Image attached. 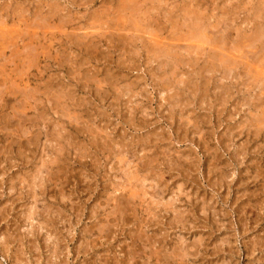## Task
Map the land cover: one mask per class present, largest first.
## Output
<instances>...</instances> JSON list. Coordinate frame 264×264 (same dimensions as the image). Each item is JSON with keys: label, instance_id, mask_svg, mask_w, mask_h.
<instances>
[{"label": "rangeland", "instance_id": "1", "mask_svg": "<svg viewBox=\"0 0 264 264\" xmlns=\"http://www.w3.org/2000/svg\"><path fill=\"white\" fill-rule=\"evenodd\" d=\"M262 7L0 0V264H264Z\"/></svg>", "mask_w": 264, "mask_h": 264}, {"label": "bare ground", "instance_id": "2", "mask_svg": "<svg viewBox=\"0 0 264 264\" xmlns=\"http://www.w3.org/2000/svg\"><path fill=\"white\" fill-rule=\"evenodd\" d=\"M127 1V0H126ZM127 4H128V2H127ZM126 4V5H127ZM133 5V4H132ZM135 5V4H134ZM131 7V6H130ZM134 7V6H133ZM124 8V7H123ZM129 8V7H128ZM262 8H264V7H262ZM125 9V8H124ZM133 9V8H132ZM126 10V9H125ZM128 11H131V12H134V11H136V9L134 10V11H132V10H129V9H127ZM127 10H126V12H127ZM136 12H138V11H136ZM261 12V11H260ZM264 12V11H263ZM118 13V12H117ZM146 14V13H145ZM194 14H196V13H194ZM202 14V13H201ZM258 14H260V13H258ZM124 15V14H123ZM122 15V16H123ZM127 16H128V14H126ZM139 14L137 13V16H138ZM147 15V14H146ZM191 15H192V13H191ZM119 16V18H120V15H118ZM201 16V15H200ZM203 16V15H202ZM192 17V16H191ZM190 17V18H191ZM204 17V16H203ZM260 19L262 18L261 16L259 17ZM116 19H118V17L116 18ZM131 19H133V17L131 18ZM150 19V18H149ZM152 19V18H151ZM189 19V18H188ZM193 19V18H192ZM200 19H202V18H200ZM204 19V18H203ZM214 19V18H213ZM113 20H115V19H113ZM125 20H126V18H125ZM129 20V19H128ZM123 21V20H122ZM189 21V20H188ZM130 22V21H129ZM152 22H153V20H152ZM114 23V22H113ZM193 23V22H192ZM199 23H203V22H199ZM108 24H109V22H108ZM112 24V23H111ZM117 24V23H116ZM144 24V23H143ZM142 24V25H143ZM204 24V23H203ZM125 25V24H124ZM191 25V24H190ZM189 25V26H190ZM194 26L192 27V25L190 26L191 28H192V30L190 29V30H188V31H192L191 33H190V37H189V39L191 38V39H193V38H196V42L197 43H199V45H201L202 44V46L204 47L205 45H210L211 46V44L212 45H214L215 46V48L216 49H218L219 50V52H220V54L218 55H214V60H215V62L217 61L218 63H220L221 64V66L223 67V66H226V68H227V70H225L224 71V75H225V73H227V71L228 70H230V68L232 67V65H233V59H231V57H229V55H232L234 52H237V51H241V49L240 48H238V46H236V45H234L233 47H232V49L231 48H228V43H227V41L228 40H226L227 39V37L226 36H223V37H221L218 41H219V43L218 44H213V43H208L209 41V39H207V37H206V35H207V33H208V31H209V29H210V27L208 26V27H206V26H201L202 24H196V23H194L193 24ZM210 25V24H209ZM217 26V25H216ZM188 28V27H187ZM214 28V27H213ZM219 28V27H218ZM262 28V27H261ZM126 29V28H125ZM189 29V28H188ZM216 29V28H215ZM121 30V29H120ZM227 30V29H226ZM220 31V30H219ZM150 32V31H149ZM152 33V32H151ZM188 34H189V32H187ZM218 33V32H217ZM230 33V32H229ZM229 33H228V35H229ZM11 34V33H10ZM136 34V33H135ZM153 34V33H152ZM257 35V34H256ZM185 36H187V35H185ZM211 36V35H210ZM220 36V35H219ZM254 36V35H253ZM16 37H18V36H16ZM74 37V36H73ZM214 38H216L217 39V36L216 37H214ZM257 38H258V40H257ZM16 39V38H15ZM125 39V38H124ZM129 39V38H128ZM154 39V38H153ZM170 39V38H169ZM168 39V40H169ZM188 39V38H187ZM216 39H215V41H216ZM232 39V38H231ZM254 39H256V40H253L252 42H251V44L249 45L251 48H256L257 46L255 45V43H258L257 41H259L260 40V38H259V36L258 37H256V36H254ZM6 40H7V38H6ZM167 40V41H168ZM213 40V39H212ZM226 40V41H225ZM248 40V39H247ZM252 40V39H251ZM5 41V40H4ZM171 41V40H170ZM187 41H189V40H187ZM211 41V40H210ZM233 41V40H232ZM158 42V41H157ZM169 42V41H168ZM172 42V41H171ZM226 42V43H225ZM160 43V42H159ZM164 43V42H163ZM170 43V42H169ZM208 43V44H207ZM217 43V42H216ZM161 44V43H160ZM193 44H195V42H193ZM233 44V43H232ZM149 45H152V44H149ZM159 45V44H158ZM227 45V46H226ZM147 46V45H146ZM214 46H212V47H214ZM248 46V47H249ZM150 47V46H149ZM162 47V46H161ZM154 48V47H153ZM174 48V47H173ZM191 48H192V46H191ZM163 49V48H162ZM168 49H169V47H168ZM170 49L172 50V46L170 47ZM199 49V48H198ZM155 51H158V50H156V49H154ZM153 50V51H154ZM179 50V49H178ZM200 50V49H199ZM218 50H217V52H218ZM28 51V50H27ZM163 51V50H162ZM174 51V50H173ZM182 51V50H181ZM197 51V50H196ZM246 51V50H245ZM256 51V50H255ZM165 52V51H164ZM242 52V51H241ZM240 52V53H241ZM165 53H167V52H165ZM237 53H239V52H237ZM251 53V52H250ZM262 53H263V51H262ZM261 53V54H262ZM156 54V53H155ZM172 54H173V52H172ZM215 54V53H214ZM153 55V54H152ZM158 55V54H157ZM175 55V54H174ZM178 55V54H177ZM236 55V54H235ZM234 55V56H235ZM242 55H244V54H242ZM161 56V55H160ZM253 56V55H252ZM154 57V56H153ZM158 57H159V55H158ZM157 57V58H158ZM166 57H168V58H173L174 56H172L170 53H168V55L166 56ZM165 57V58H166ZM175 57H176V55H175ZM178 57V56H177ZM183 57V56H182ZM212 57H213V55H212ZM245 57V55L243 56V58ZM242 58V59H243ZM256 58H257V56H256ZM256 58H252L253 59V61H255L256 60ZM4 59V58H3ZM158 59H161L160 57L158 58ZM213 59V58H212ZM241 59V58H240ZM168 59H166V61H167ZM171 60H173V59H171ZM253 61H250V62H253ZM180 62V61H179ZM214 62V63H215ZM256 62V61H255ZM261 62V61H260ZM176 63V62H175ZM211 63V62H210ZM235 64H239V63H235ZM166 65V64H165ZM252 65V64H251ZM250 65V66H251ZM220 66V67H221ZM231 66V67H230ZM247 66V65H246ZM257 66V65H256ZM260 66V65H259ZM215 67V66H214ZM218 67V66H217ZM216 67V68H217ZM219 67V68H220ZM235 67H236V65H235ZM258 67V66H257ZM260 67H262V66H260ZM260 67H258V68H260ZM255 68V67H254ZM175 69V68H174ZM212 69V68H211ZM177 70V69H176ZM220 70H221V68H220ZM219 70V71H220ZM234 70V69H233ZM210 71V70H209ZM177 73V72H176ZM213 73H215V72H213ZM174 74H175V72H174ZM228 74V73H227ZM223 75V76H224ZM229 75V74H228ZM227 76V75H226ZM263 80V79H262ZM263 82V81H262ZM167 84V83H166ZM168 85V84H167ZM174 85V84H173ZM170 86V85H169ZM58 94H59V92H58ZM56 95V94H55ZM260 97V96H259ZM54 101V100H53ZM17 108V107H16ZM178 108V107H177ZM14 116V115H13ZM8 117V116H7ZM258 120V119H257ZM258 122V121H257ZM263 122H264V120H263ZM254 123V122H253ZM263 130V129H262ZM47 136V135H46ZM120 155V154H119ZM127 164V163H126ZM129 164V163H128ZM130 167V166H129ZM130 171V170H129ZM135 172V171H134ZM130 173V172H129ZM134 174H136V173H134ZM130 177V176H129ZM135 177V176H134ZM134 177H133V179H134ZM128 178V177H127ZM136 178V177H135ZM126 179V178H125ZM148 181V180H147ZM124 182H126V180L124 181ZM128 182H126V184H127ZM132 183V182H131ZM137 184V183H136ZM150 188V187H149ZM127 189V188H126ZM125 189V190H126ZM144 190V189H143ZM116 191H118V190H116ZM148 192V191H147ZM145 193H146V191H145ZM132 193H130V195H131ZM156 194V193H155ZM145 195V194H144ZM146 196V195H145ZM158 196V195H157ZM153 197H155V195H153ZM155 198H157V197H155ZM130 199V198H129ZM37 206V205H36ZM119 206V205H118ZM44 208V207H43ZM117 209V208H116ZM35 210V209H34ZM43 210V209H42ZM123 210V209H122ZM177 211V210H176ZM115 212V211H114ZM33 221V220H32Z\"/></svg>", "mask_w": 264, "mask_h": 264}]
</instances>
